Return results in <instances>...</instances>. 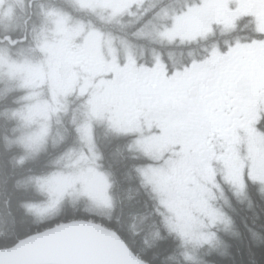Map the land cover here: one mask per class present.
Returning <instances> with one entry per match:
<instances>
[{
  "label": "rangeland",
  "instance_id": "obj_1",
  "mask_svg": "<svg viewBox=\"0 0 264 264\" xmlns=\"http://www.w3.org/2000/svg\"><path fill=\"white\" fill-rule=\"evenodd\" d=\"M49 1L0 0V93H19L16 108L8 111L15 122L10 142L21 148L19 163L61 143L65 139V120L78 133L90 131L104 75L135 70L138 59L160 57L155 49L147 52L139 42L197 43L216 25L229 26L235 17L230 15H237L241 5V0H201L186 2L179 11L175 8L177 12H170L173 8L167 5L162 7L163 12L144 21L133 34L135 38L128 40L103 30L102 25H123L124 19L142 17L158 0H65L74 9L88 14L90 18L86 20ZM227 6H234L229 9L231 12H225ZM14 31L23 37L11 40L3 35ZM16 43H21L19 54L10 48ZM73 49L98 64L86 70L76 68L69 55ZM261 118L255 115L251 128L245 132L243 150H237L235 157L220 164L222 177L214 178L212 188H206V193L196 200L184 201L171 194L165 180L168 167L146 169L147 183L159 193L157 198L163 208L161 225L181 242L178 253L184 261L197 263L201 248L218 245L215 242L221 232L229 229L226 209L231 196L244 201L251 184L264 195V138L256 129ZM156 140L149 142L151 150L159 149ZM87 148L90 156H85L84 148L79 149L78 145L66 149L49 170L28 178L27 182L42 195L41 200L28 204V210L39 220L55 219L67 201H84L89 205L101 202L106 206L96 164L82 158L94 157L89 141ZM86 210L96 214L92 206H86Z\"/></svg>",
  "mask_w": 264,
  "mask_h": 264
},
{
  "label": "flooded vegetation",
  "instance_id": "obj_2",
  "mask_svg": "<svg viewBox=\"0 0 264 264\" xmlns=\"http://www.w3.org/2000/svg\"><path fill=\"white\" fill-rule=\"evenodd\" d=\"M199 1L185 0L183 6ZM49 2L52 5L55 0ZM240 2L237 15H230L235 17L229 26L216 25L197 43L168 45L165 52L155 50L160 57L135 60V70L104 75L90 131L78 133L65 120V139L42 152L57 149L50 159L52 164L61 152L75 145L90 156L87 142L91 143L94 157L82 158L96 164L106 205L83 201L85 208L92 206L96 212L91 220L124 238L116 230L122 224L116 217L121 204L119 181L109 167L111 160L119 158L131 163L138 191L150 203L124 231L127 238L135 240L143 228H151L141 236L145 243L173 238L161 225L159 193L147 183L146 169L168 167L165 180L171 194L193 201L204 195L206 188H212L214 178L222 177L220 164L243 150L245 132L255 115L262 116L256 129L264 138V0ZM57 6L77 18L86 14ZM171 7L170 12L179 11ZM233 7L227 6L225 12H231ZM69 55L81 70L98 64L77 49L69 51ZM152 139L159 149H150ZM249 186L261 195L256 185ZM155 230L158 236H151Z\"/></svg>",
  "mask_w": 264,
  "mask_h": 264
},
{
  "label": "trees",
  "instance_id": "obj_3",
  "mask_svg": "<svg viewBox=\"0 0 264 264\" xmlns=\"http://www.w3.org/2000/svg\"><path fill=\"white\" fill-rule=\"evenodd\" d=\"M184 3L185 0H158L145 17H134L132 21L124 19L123 25L103 24L102 29L132 40L135 38L133 34L143 26L144 21L163 12L162 7L168 5L173 8L171 6L174 5L178 9ZM55 4L75 10L61 0H55ZM31 11H34V8H31ZM80 15L84 19L89 17L87 14ZM3 35L9 36L11 40L23 37L18 31L6 32ZM20 44L11 46V51L19 54ZM139 44L147 51L155 49L165 52L170 47L148 40ZM18 98V92L0 93V248L11 247L19 239L61 222L95 218V213L86 210L83 201L64 202L57 217L46 222L39 220L28 210V204L41 200L42 195L27 180L30 176L42 174L51 168L50 159L57 153V149H49L38 155L35 160L18 162L21 148L10 142L15 122L8 115L9 110L16 108ZM109 167L119 181L118 199L121 204L116 217L122 220V224L116 227V230L123 235L128 246L144 260L151 264H264V195H259L253 186H250L248 197L244 201L231 196L230 206L226 209L230 220L229 229L221 232L215 242L217 246L214 244L201 248L198 255L201 259L194 263L179 257L181 242L177 239L143 242L141 236L151 228L139 229L135 240L127 238L124 231L129 230L131 221L143 215L150 203L139 193L129 161L125 163L119 158H114Z\"/></svg>",
  "mask_w": 264,
  "mask_h": 264
},
{
  "label": "water",
  "instance_id": "obj_4",
  "mask_svg": "<svg viewBox=\"0 0 264 264\" xmlns=\"http://www.w3.org/2000/svg\"><path fill=\"white\" fill-rule=\"evenodd\" d=\"M0 264H151L113 229L91 219L55 224L0 248Z\"/></svg>",
  "mask_w": 264,
  "mask_h": 264
},
{
  "label": "bare ground",
  "instance_id": "obj_5",
  "mask_svg": "<svg viewBox=\"0 0 264 264\" xmlns=\"http://www.w3.org/2000/svg\"><path fill=\"white\" fill-rule=\"evenodd\" d=\"M93 221H94V220H93ZM151 236H158V231L155 230ZM151 243H152V242H151ZM178 252H179V251H178ZM178 255H179V253H178Z\"/></svg>",
  "mask_w": 264,
  "mask_h": 264
}]
</instances>
